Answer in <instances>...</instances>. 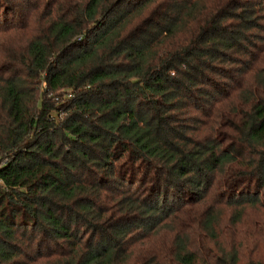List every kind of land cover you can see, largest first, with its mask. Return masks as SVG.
Masks as SVG:
<instances>
[{
	"label": "trees",
	"instance_id": "16d2710c",
	"mask_svg": "<svg viewBox=\"0 0 264 264\" xmlns=\"http://www.w3.org/2000/svg\"><path fill=\"white\" fill-rule=\"evenodd\" d=\"M250 210L264 0H0V264H264Z\"/></svg>",
	"mask_w": 264,
	"mask_h": 264
},
{
	"label": "rangeland",
	"instance_id": "374dc122",
	"mask_svg": "<svg viewBox=\"0 0 264 264\" xmlns=\"http://www.w3.org/2000/svg\"><path fill=\"white\" fill-rule=\"evenodd\" d=\"M250 213L253 216H255V219L261 221V223L264 224V212L261 213V212H258L256 210H250ZM223 214H224V216L222 217L221 222H220L223 225L222 229H223L225 223L228 222L227 214L226 213H223ZM245 229L250 230L251 233H252L253 238H256V240L258 241L257 244H256V248H255L256 255H258L259 252L263 253L264 252V243H263L262 235L264 233V230H262V228L260 226L258 227V230L255 229L253 226H248ZM256 230H257V237L255 236V231ZM228 234H229V232H228Z\"/></svg>",
	"mask_w": 264,
	"mask_h": 264
}]
</instances>
